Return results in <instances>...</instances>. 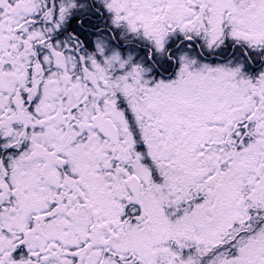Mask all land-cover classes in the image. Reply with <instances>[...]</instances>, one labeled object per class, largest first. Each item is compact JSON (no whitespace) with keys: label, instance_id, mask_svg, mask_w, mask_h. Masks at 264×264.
<instances>
[{"label":"snow or ice","instance_id":"1","mask_svg":"<svg viewBox=\"0 0 264 264\" xmlns=\"http://www.w3.org/2000/svg\"><path fill=\"white\" fill-rule=\"evenodd\" d=\"M0 264H264V0H0Z\"/></svg>","mask_w":264,"mask_h":264}]
</instances>
